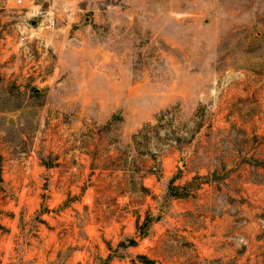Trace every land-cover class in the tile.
Masks as SVG:
<instances>
[{
  "label": "rangeland",
  "instance_id": "obj_1",
  "mask_svg": "<svg viewBox=\"0 0 264 264\" xmlns=\"http://www.w3.org/2000/svg\"><path fill=\"white\" fill-rule=\"evenodd\" d=\"M0 264H264V0H0Z\"/></svg>",
  "mask_w": 264,
  "mask_h": 264
},
{
  "label": "built area",
  "instance_id": "obj_2",
  "mask_svg": "<svg viewBox=\"0 0 264 264\" xmlns=\"http://www.w3.org/2000/svg\"><path fill=\"white\" fill-rule=\"evenodd\" d=\"M45 20H46V22H47L49 25H52V24H53V22H54V18H53V17H51V16H49V17L45 18Z\"/></svg>",
  "mask_w": 264,
  "mask_h": 264
}]
</instances>
